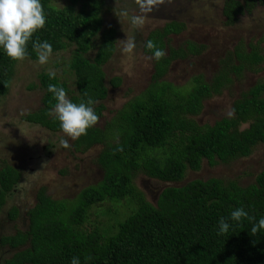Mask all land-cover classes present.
Masks as SVG:
<instances>
[{"label": "trees", "instance_id": "trees-1", "mask_svg": "<svg viewBox=\"0 0 264 264\" xmlns=\"http://www.w3.org/2000/svg\"><path fill=\"white\" fill-rule=\"evenodd\" d=\"M79 1L68 0L58 8L51 0H41L46 24L27 44L26 59L31 61L38 60L33 49L37 39L48 41L53 54L74 48L69 64L74 90L57 76L40 73L41 105L23 118L50 133L63 132L59 120L49 115L56 103L48 91L50 84L62 86L74 103L89 97L97 101L99 119L109 89L121 85L119 77L106 81L103 71L117 43V29L103 27L104 1L81 0L75 8ZM254 4L255 0H247L244 9L250 11ZM241 7L239 2L225 3L228 23L242 13ZM184 29L183 23L170 22L148 33L142 42L143 54L152 56L145 47L148 40L166 51L159 61L149 59L153 72L148 87L102 128L95 125L73 141L72 148L81 153L102 146L97 157L101 179L96 185L83 188L72 200H54L41 189L36 203L19 216L18 208L8 207L7 201L14 196L21 173L9 163L0 164V220L25 223L13 233L0 235V254L7 250L3 264H71L73 257L80 264H264V229L255 235L251 232L253 224L264 218V165L246 186L219 178L194 179L164 187L155 203L146 200L135 185L139 172L163 183H180L187 170L198 171L203 161L214 166L246 158L254 147L264 144V81L233 102V118L201 126L193 119L202 111L204 100L219 94L231 81V73L241 76L244 71H259L264 62L261 48L250 44L247 51L240 42L233 54L220 59L212 84L194 76L175 85L163 80L171 63L203 51L191 42L177 48L169 45V36ZM91 50L95 53L90 59L86 54ZM16 63L0 47V98L9 90ZM110 129L114 134L108 133ZM122 200L129 211L122 217L107 208L98 211L102 221L88 222L93 207ZM240 207L255 220H231V212ZM221 217L230 224L226 234H218Z\"/></svg>", "mask_w": 264, "mask_h": 264}, {"label": "rangeland", "instance_id": "rangeland-1", "mask_svg": "<svg viewBox=\"0 0 264 264\" xmlns=\"http://www.w3.org/2000/svg\"><path fill=\"white\" fill-rule=\"evenodd\" d=\"M103 1L101 12L103 27L114 26L117 29L115 53L103 66V71L106 81L112 77H119L121 85L114 89L110 88L106 100L102 102L105 109L96 124L99 128L111 120L129 100L148 87L153 68L152 61L143 54L142 42L152 29L161 27L167 18L149 16L142 28H136L131 24L130 15L122 11V9L134 11L136 7L134 3L120 0L119 6L116 7L115 0ZM226 2L227 0H172L170 6L178 5L176 10H179L181 20L186 26L182 33L170 38L169 45L184 47L187 42H197L204 44L205 50L199 56L172 62L163 80L183 85L193 75H202L205 80L210 81L209 77L216 71L220 58L229 53L233 54L240 42L247 51L250 44L257 45L264 55V3L254 4L250 11L246 10L247 15L243 12L238 13L235 20L228 23L222 13V7ZM238 2L247 8L246 0ZM68 3V0H51V4L58 8ZM79 3L81 0L75 8H79ZM133 37L136 48L132 53H124L120 40ZM72 49L74 48L69 47L65 51L52 54L48 63L44 65H40L38 60L17 61L9 90L0 98V164L9 163L21 173V181L14 191V196H10L7 201L8 207L18 208L19 216L36 203L41 189L54 200H72L83 188L96 185L101 179V169L97 164V157L103 149L101 145H94L84 153L77 152L72 148L74 140L63 132L50 133L38 125L23 120L28 113L37 111L41 105L43 91L38 86L40 73L55 71L59 81L74 90V77L69 68ZM94 53L95 50H91L86 56L91 59ZM241 74L236 76L231 73V81L221 92L204 100L202 111L193 118L198 125H212L215 121L228 117L227 111L232 108L233 102L240 99L255 83L264 81V62L258 72L244 71ZM32 85L35 87H31ZM108 133L114 134V131L110 129ZM62 137L68 139L70 148L61 146ZM263 165L264 144H260L254 147L250 156L246 158L214 166L203 161L198 171L187 170L184 180L180 183H163L148 178L142 172L136 173L134 182L144 193L146 200L155 203L164 187L184 185L194 179L219 178L246 186L254 182ZM125 204L126 200L119 203L103 202L91 209L88 222L95 225L102 221L103 215L99 216L98 211L107 208L112 212L117 210L122 217L125 212H129ZM24 226L25 223L21 224L18 219L13 224L2 219L0 235L13 233L16 228ZM6 252L7 250H4L0 254V264H3Z\"/></svg>", "mask_w": 264, "mask_h": 264}, {"label": "clouds", "instance_id": "clouds-1", "mask_svg": "<svg viewBox=\"0 0 264 264\" xmlns=\"http://www.w3.org/2000/svg\"><path fill=\"white\" fill-rule=\"evenodd\" d=\"M136 5L134 11L122 9L126 15H130L131 24L136 28H142L148 14L158 10L162 5L172 3V0H129ZM116 7L120 0H115ZM46 13L41 0H0V47L4 49L8 57L15 61H23L28 57L27 44L33 35L46 24ZM122 42V51L132 53L136 48L135 38H126ZM145 47L152 51L149 59L161 60L166 56V51L159 48L157 44L148 40ZM33 49L38 58V63L44 65L48 63L53 54V47L48 41L33 42ZM221 59V58H220ZM220 63V60H219ZM50 78H55V71L50 70ZM48 91L54 95L56 103L49 112L60 122L63 133L72 140L79 139L86 135L89 128L95 126L99 121L94 105L97 103L89 97L86 102L74 103L67 95L66 90L60 86L50 84ZM235 109H229L227 116L233 118ZM43 143V142H42ZM60 144L64 148H70L68 139L61 138ZM242 218L255 220V217H249V214L243 207L237 208L231 212L230 219L241 221ZM230 224L221 217L219 221V233L226 234L229 231ZM264 229V218L254 223L251 232L253 235ZM71 264H80L78 257H73Z\"/></svg>", "mask_w": 264, "mask_h": 264}, {"label": "flooded vegetation", "instance_id": "flooded-vegetation-1", "mask_svg": "<svg viewBox=\"0 0 264 264\" xmlns=\"http://www.w3.org/2000/svg\"><path fill=\"white\" fill-rule=\"evenodd\" d=\"M227 1H229V0H227ZM231 1H235V2H238V0H231ZM247 1V0H246ZM256 1V5L258 4V3H260L261 2V0L259 1V0H255ZM262 1H264V0H262ZM264 3V2H263ZM242 5V4H241ZM178 7V5H176V4H173L172 6H170V4H164V6L162 5L158 10H155V11H153V13H149L148 14V16H161V17H167V18H165L164 20H165V22L162 24V26L161 27H163L165 24H167V23H170V22H174V23H178V24H184V26H186V23L183 21V20H181V15H179V10H176V8ZM242 12L243 13H245V15H247V13H246V9H244V5H242ZM238 8H235V11L237 10ZM163 11V12H162ZM171 12L173 13V15L171 16L170 14H171ZM222 13L224 14V16L226 17V19L228 18L226 15H225V4H224V6L222 7ZM228 20V19H227ZM156 28H159V27H156ZM153 30V29H152ZM185 30V29H184ZM179 35V34H178ZM176 35H170L169 36V38H171V37H175ZM191 43H193L194 45H196V46H202L203 47V51L205 50V46H204V44H198L197 42H191ZM174 47H179V45L178 46H174ZM202 51V52H203ZM202 52H200L198 55H189L187 58H192V57H196V56H199ZM180 60H182V59H177V60H175V61H180ZM174 62V61H173ZM218 67H219V62H218V65H217V69H216V71L213 73V75H212V77L210 76L209 78H210V81H208V80H205V78L202 76V75H196L197 77L198 76H201L203 79H204V81L205 82H207V83H211L212 84V78L214 77V75H215V73L217 72V70H218ZM195 75H193L190 79H192L193 77H194Z\"/></svg>", "mask_w": 264, "mask_h": 264}]
</instances>
